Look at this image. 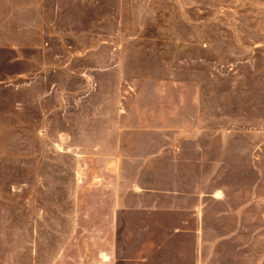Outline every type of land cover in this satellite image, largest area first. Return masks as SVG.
I'll list each match as a JSON object with an SVG mask.
<instances>
[{"label":"rangeland","instance_id":"374dc122","mask_svg":"<svg viewBox=\"0 0 264 264\" xmlns=\"http://www.w3.org/2000/svg\"><path fill=\"white\" fill-rule=\"evenodd\" d=\"M40 1L66 35L124 38L130 50L112 60L105 45L98 58L65 60L54 56L60 49L53 41L49 59L25 64L45 68V77H28L34 107L0 124L3 264H28L33 257L35 264L46 263L74 227L76 196L80 213L100 212L110 206L108 196H123L141 181L174 183L179 234L188 232L194 247L202 238L197 228L210 215L246 214L241 221L213 220L212 242L257 244L258 264H264V0ZM32 13L20 12V21L30 23ZM167 81L177 86V101L145 98L151 85L163 89ZM48 83L52 90L43 104ZM167 103L177 108V131L159 139L121 130L132 120L141 126L140 116ZM166 148L162 156L151 154ZM133 206L134 212L155 211ZM83 219L85 230L100 225ZM235 227L244 230L225 239ZM33 237L34 254L28 252ZM16 245L17 252L6 250ZM97 246L106 251L108 237L84 232V263Z\"/></svg>","mask_w":264,"mask_h":264},{"label":"crops","instance_id":"0c3cea01","mask_svg":"<svg viewBox=\"0 0 264 264\" xmlns=\"http://www.w3.org/2000/svg\"><path fill=\"white\" fill-rule=\"evenodd\" d=\"M37 2L38 0L35 1L36 5H27L26 2L20 0H0V124L4 123L3 118L7 116H17L23 107L28 108V105L34 107L32 99L28 97L31 86H33L28 77L35 76L36 73L37 76L45 77V68L34 71V69L26 68L25 64L34 59H49L50 51L48 50L52 47L53 41L60 49L54 53V56L65 60L98 58L99 48L105 45L109 47L112 54V57L108 59L112 60L125 59L130 50L123 46V44H129L124 38L99 41L96 33L83 31L79 33L83 38L66 35V32L59 30L57 15L49 17L48 11L42 8V1ZM31 9L33 10L32 21L30 23L20 21V12H29ZM53 11L58 13V9L54 8ZM76 38L81 41L79 42ZM30 39L32 41H29ZM19 80L22 82L20 83ZM160 86L157 83L151 85L150 89L146 90L149 95L145 98H151V101L160 99L163 103V100L169 103L177 101L176 85H172L171 82L163 89H160ZM51 90L49 83L46 89H42L40 97L43 104L51 94ZM138 96L143 98L142 94ZM133 122L135 120L130 122L132 126L121 130L124 133L131 131L137 134L139 132L150 134L151 138H156L157 133L158 138L161 139L164 131H177L179 125L177 108L168 103L162 104L156 107V113L138 118L137 122L141 126L136 127L134 125L136 123ZM165 152L167 148L158 149L151 154L156 153L162 156ZM111 155L116 156L117 153ZM115 184L116 182L112 183L111 187ZM173 184L171 182V185L163 187L150 181H141L140 186L134 183L133 186L126 187L127 191L121 194L123 196L113 194L108 196L106 203L110 206L106 210L102 208L100 212L92 210L85 214L80 213L79 210L82 211V208H78L77 202L81 198L76 196V208L73 213L74 227L69 238H66L67 241L62 244H60L61 241L59 242L57 252H54L53 257H50L44 264H258L259 246L257 244L223 245L221 241L224 239L219 238L218 243L212 242L211 239L217 233V229L211 228L213 220L241 221L247 218L246 214L229 213L212 218L210 215L209 222L207 224L203 222L201 229L197 228L202 237L201 244L197 247L193 246V242L191 244L188 232L180 235L178 230L180 214L177 212L179 202L171 197L173 194L170 187L172 188ZM132 191L133 194H131ZM216 191L219 190L214 192ZM136 193L141 196L134 197ZM133 205H142L141 208L144 209L154 206L155 211L152 213L134 212L131 211ZM83 218L91 223L99 219L100 225H91L88 228L90 230H85L83 229ZM230 230L232 232L228 231L230 234L225 239L232 237L236 231L242 233L244 229L235 227ZM84 232L86 235L106 236L110 245L106 251H99L98 246L95 251L91 249L90 254L85 258V263L82 252ZM253 232L252 235H258V228H254ZM34 238L33 244H28V252L32 251L33 254L36 249ZM187 245H191L192 248ZM3 246L4 243L2 244V239H0V264H3L1 258V252L5 250ZM17 246L6 248V250H10L11 253L17 252L15 249L18 248ZM28 264H35L34 257Z\"/></svg>","mask_w":264,"mask_h":264}]
</instances>
